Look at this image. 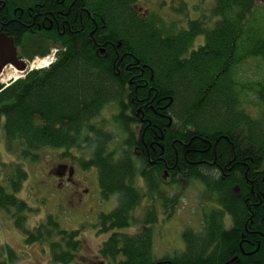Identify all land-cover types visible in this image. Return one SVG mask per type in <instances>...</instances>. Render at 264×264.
I'll return each mask as SVG.
<instances>
[{
	"label": "trees",
	"instance_id": "16d2710c",
	"mask_svg": "<svg viewBox=\"0 0 264 264\" xmlns=\"http://www.w3.org/2000/svg\"><path fill=\"white\" fill-rule=\"evenodd\" d=\"M170 1L144 12L141 0H0V31L14 37L20 59L58 49L49 67L0 83V134L13 157L0 153V211L26 244H46L54 264L81 257L79 231L53 214L28 227L33 209L17 196L26 165L53 151L57 169L95 168L102 194L116 196L97 221L98 233L110 234L99 252L106 264H264V112L249 110L235 70L264 61V3L213 0L190 18L185 0ZM255 94L261 109L264 87ZM106 109L113 128L100 118ZM215 143L220 168L204 162ZM172 167L177 184L185 172L216 187L233 227L222 234L217 214L203 237L186 233L184 253L158 258L157 206L146 204L141 218L135 210L155 195L165 209L174 204L160 189ZM0 264H20V255L0 244Z\"/></svg>",
	"mask_w": 264,
	"mask_h": 264
},
{
	"label": "rangeland",
	"instance_id": "374dc122",
	"mask_svg": "<svg viewBox=\"0 0 264 264\" xmlns=\"http://www.w3.org/2000/svg\"><path fill=\"white\" fill-rule=\"evenodd\" d=\"M138 3L139 9L146 12L150 9H156L159 5H167L170 0H141ZM188 4L189 17L196 18L200 14L199 7L209 9L213 5V0H185ZM204 1V2H203ZM264 3V0H258ZM171 3V1H170ZM169 3V4H170ZM166 9V7H165ZM206 9V10H207ZM162 12L167 13L168 8ZM173 16H179L174 14ZM262 17V16H260ZM204 42V36L197 37L194 48H197ZM58 52L53 48L48 54ZM236 75L241 83V87L246 91L244 98L248 102L249 110L254 113L264 112V106L259 109L253 106V103H259L255 91L264 87V61L250 60L236 67ZM15 74L11 67L6 68L0 77V83L10 82V77L21 76ZM11 78V79H12ZM13 80V79H12ZM112 111L106 109L101 114V119L106 120L108 124L113 123L111 118ZM110 120V121H109ZM3 138L0 134V153L5 161H10L13 157L5 152ZM51 151V150H50ZM53 151V150H52ZM59 152L61 150H58ZM42 163L35 168L26 165L28 179L24 183L23 189L17 193V196L26 200L32 207V212L27 216V226L32 228L46 219L49 214L56 216L61 227L66 230H78L79 239L82 240L81 257L72 264H99L102 257L99 255L101 244L108 238L107 234H99L97 221L101 212H109L116 205V196L102 194L98 183L97 170L92 168L88 171H82L78 167L73 171V178L78 185H72L67 180L61 181L57 174L59 161L61 160L55 151L47 155H42ZM142 190L145 191L143 184ZM161 192L164 194H175L178 199L176 208H169V211H163L161 208L163 199L159 198L157 202L158 221L154 224V256L162 258L165 255H171L180 250L182 244V225L184 223L192 224L195 211L199 203V186L195 182L178 187H170L161 184ZM171 195V196H173ZM199 195V196H198ZM150 200L147 198L136 208L135 215L141 218L146 204ZM160 209V210H159ZM174 210V215L167 219L169 212ZM231 217L229 216V226ZM138 227L128 232H134ZM0 244L10 245L20 255V264H54L51 261L49 248L46 244L28 245L24 241V235L13 224V221L0 211ZM81 251V250H80ZM85 259H83V258ZM83 259V261L81 260ZM84 262V263H83ZM108 262V261H107ZM101 264V263H100ZM104 264V261L102 262Z\"/></svg>",
	"mask_w": 264,
	"mask_h": 264
},
{
	"label": "flooded vegetation",
	"instance_id": "af4514ba",
	"mask_svg": "<svg viewBox=\"0 0 264 264\" xmlns=\"http://www.w3.org/2000/svg\"><path fill=\"white\" fill-rule=\"evenodd\" d=\"M138 111L143 113L142 108H140ZM140 120H141L140 125H142V123H144L146 119H143V117H141ZM168 125H170V123ZM185 145H188V144H184V146ZM208 146L210 147L211 143H209ZM213 155H214L213 161H211V162L204 161V162H206V164H209V166H212V167L216 166V167L220 168V166L216 162L217 158H218L217 150H216V143L214 145ZM201 160L203 161V159H201ZM227 164H229V162ZM60 168L62 169V171L59 172V175L62 177L61 180L64 181V178H65V180H68L69 182H71L72 185L77 186L78 182L76 180H74V178L72 177L73 171H74L73 167H71V165L69 163H63L60 165ZM173 169L174 168L172 167V168H170V170H167V174L164 175L162 185L166 184V185H169L170 187H172V186L178 187L179 185H182V188H184L187 183L190 184L191 182H195L196 185L199 186V193H200L201 197L198 195L199 196L198 197L199 203L197 205V210L195 211L194 215H192V217H194V220L191 222L192 224L184 223L182 225V228H181V230H182V232H181L182 244L181 245L182 246H181L180 250L171 254V255L170 254L165 255L163 257H166V256L172 257V256H175L177 254L180 255V254L184 253V251L186 249V239H185L186 233L195 234V235H198L200 237H203L202 235H205L212 228L214 216L217 214H220V216L223 218V225H222V231H221L222 234H229V228L233 227L232 221H230L231 224L229 226V209L226 208V206L224 204L225 199L222 198L220 191H218V189L216 187L214 188L213 186H211L209 183L202 180L201 178L187 179L185 172L180 173L177 176V179L180 181V184H177V183L173 182V180H174L172 178ZM227 170L229 171V168L227 166H225L223 170L221 168L220 169L221 174L225 176ZM171 195H173V194H171ZM171 195L168 193L165 194V196L167 198L166 203L168 202L170 197H173L174 204L167 203L168 207L166 209L164 208V206H162L163 208H161V209L163 211L165 210L167 212V211H169V208H174V209L176 208V205L178 203L177 196L175 194L173 196H171ZM159 198L160 197L158 195L153 196V199H150L151 201L149 204H152V203L154 204L153 200L156 199V201H158ZM161 199H163L162 204H165V199L164 198H161ZM156 204H157V202H155V205ZM173 215H174V210L172 212L168 213L167 219H168V217L171 218ZM157 216H158V211H157ZM215 222L218 224L217 221H215ZM104 242H105V240H104ZM102 245H103V243L101 244V247H102ZM101 247L99 249V252L101 250ZM100 263L102 264L101 261H100ZM104 264H106V263H104Z\"/></svg>",
	"mask_w": 264,
	"mask_h": 264
},
{
	"label": "water",
	"instance_id": "95a60500",
	"mask_svg": "<svg viewBox=\"0 0 264 264\" xmlns=\"http://www.w3.org/2000/svg\"><path fill=\"white\" fill-rule=\"evenodd\" d=\"M8 66H12L18 72H25L28 68L27 62L18 57L14 37L0 31V75Z\"/></svg>",
	"mask_w": 264,
	"mask_h": 264
},
{
	"label": "built area",
	"instance_id": "2783aa9c",
	"mask_svg": "<svg viewBox=\"0 0 264 264\" xmlns=\"http://www.w3.org/2000/svg\"><path fill=\"white\" fill-rule=\"evenodd\" d=\"M53 56L48 57L47 59L43 60V65H47L51 62Z\"/></svg>",
	"mask_w": 264,
	"mask_h": 264
},
{
	"label": "bare ground",
	"instance_id": "6f19581e",
	"mask_svg": "<svg viewBox=\"0 0 264 264\" xmlns=\"http://www.w3.org/2000/svg\"><path fill=\"white\" fill-rule=\"evenodd\" d=\"M33 68H35L34 66H33ZM16 73V72H15Z\"/></svg>",
	"mask_w": 264,
	"mask_h": 264
}]
</instances>
